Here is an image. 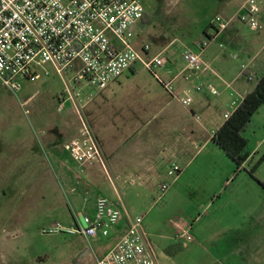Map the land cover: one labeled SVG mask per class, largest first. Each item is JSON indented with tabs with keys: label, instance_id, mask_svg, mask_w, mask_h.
Masks as SVG:
<instances>
[{
	"label": "rangeland",
	"instance_id": "rangeland-1",
	"mask_svg": "<svg viewBox=\"0 0 264 264\" xmlns=\"http://www.w3.org/2000/svg\"><path fill=\"white\" fill-rule=\"evenodd\" d=\"M246 1L144 0L146 18L135 28L136 46L140 50L142 46L149 45L150 51L136 63V78L132 79L129 71L104 95L95 90L96 98L103 96V99L119 105L140 90L154 96L169 93L154 74L161 77V70L152 72L146 63L162 55L168 59V64L184 66V52L188 49L201 52L198 44L209 40L205 32L207 27L224 18L222 9L230 5L236 7L230 28L242 29L251 37H261L255 40V49L250 54L241 47L229 45L225 36L214 39L210 45L222 43L224 46L220 49L222 60L215 63V67L220 68L229 80L238 76L234 82L236 89L253 91L264 74V28L253 32L246 22L241 21L240 16L245 12H239L238 6ZM257 4L264 9V0ZM254 56V63L260 61L261 65L255 68L252 61L249 72L243 75L242 63L248 64ZM48 69V75L42 74L35 81L23 82L18 94H12L0 85V264H92L100 253L95 242H87L80 235L43 232V229H51L57 224L70 227L74 219L82 222L84 218L82 211L72 210L67 194L60 186L58 190L53 183H39L40 173L47 169L44 165L39 167L38 158L40 155L43 160L48 153L39 138L51 129L55 121L68 115L71 107L74 108L73 103L68 102L62 111L58 109V96L68 95V83L52 67ZM128 77L132 80L127 81ZM81 79L85 88L78 91L87 99L90 85ZM199 93L213 104L210 111L214 110L215 117L220 115L223 118L226 110L232 114L242 101L235 95L231 102L234 100L238 105L228 107L227 103H218V96L205 89ZM88 106L85 111H89ZM198 117L204 120V117ZM244 135L249 140L247 150L251 157L239 171L227 155L223 162L216 160L217 167L206 165L200 157L196 170L197 177L217 180L216 199L221 196L222 215L233 224H236L235 217L239 219L237 243L233 244L230 236L219 245L205 244L204 248L197 249L183 247V241L166 245L167 238L175 237L180 230H189L193 236V224L201 215L202 202L189 196L183 185H171L169 190L176 194L170 197L166 196L167 193L161 194L159 186H153L148 197L133 195L123 205L120 204L127 210L124 220L126 214L144 217L145 239L152 245L158 264H264V105L253 116ZM165 169L161 172L163 175L167 173ZM168 173L165 180L170 181ZM60 205L65 214L56 210ZM239 205L244 206L249 215L247 218L244 216L247 213ZM240 239L247 243L244 246L246 250L240 251L243 248L238 245ZM178 247L181 248L179 251Z\"/></svg>",
	"mask_w": 264,
	"mask_h": 264
},
{
	"label": "crops",
	"instance_id": "crops-1",
	"mask_svg": "<svg viewBox=\"0 0 264 264\" xmlns=\"http://www.w3.org/2000/svg\"><path fill=\"white\" fill-rule=\"evenodd\" d=\"M247 1L238 6L239 12L246 7ZM259 7L258 21L261 28L253 30L250 27L253 32L264 28V9H261L262 6ZM235 8L233 5L224 7L222 14L225 19L221 17L217 23H212L214 27L209 28L207 34L210 36L214 30L219 31L214 39L225 36L224 39L229 45L241 47L250 54L255 49L253 46L255 40L261 36L251 37L242 29L230 28L235 17L232 14ZM223 25H225L224 29H222ZM222 45V43L218 46L211 44L202 52L205 62L212 69V72L206 75H193L187 70L186 63L184 66L169 63L165 69H160L161 77L158 75V78L164 82L174 83L173 95L162 93L154 96L150 92L148 94L140 90L119 105L103 99V96L102 98L98 96L101 99L97 97L89 104V111L84 110V113L99 140L106 167L100 163L83 166L66 149L67 144L72 140L82 137L81 115L73 104L74 108H70L69 114L55 121L51 129L39 138L48 152L47 158L42 160L40 155L38 158L39 167L44 165L47 169L46 172L40 173L39 183L42 185L53 183L58 190L60 186L62 192L67 194L74 212L82 211L84 214L93 215L97 197L105 196L122 205L133 195L140 198L148 197L153 191V186L157 187L166 181L170 166L177 164L181 167L180 174L174 178L168 176L172 186L183 185L189 196L197 197L202 202L201 215L193 224L194 240L192 242L181 239L179 236L182 230H180L175 237L167 238L166 245L180 244L183 241V247L197 249L204 248L205 244L219 245L230 236L233 237V244L237 243L236 235L239 236L241 224L236 217V224H233L224 214L222 215L221 196L216 199L217 180L215 182L214 179L196 176L200 157L203 158L201 162L212 167L218 166L219 159L222 160L221 162L224 161L227 154L216 145L213 136L225 123V114L230 113L226 110L223 118L220 115L215 117L214 110L210 111L213 104L202 93L196 92V85L205 84L207 91H209L208 86L216 88L219 92L218 103H227L228 107L238 105L234 100L231 102L233 96L237 95L243 101L250 93L249 90L240 91L234 87L238 76L229 80L220 68L215 67V63L222 60L220 50L224 47ZM253 60H256V56L250 58L248 64L242 63L243 75L245 71L249 72ZM183 62H185L184 59ZM260 63L259 61L254 67L260 66ZM136 72L135 68L130 71L133 75L132 79L136 78ZM132 79L128 77L127 81ZM111 85L102 91L103 95L111 88ZM207 104H209L208 108ZM198 116L204 117V120H199ZM163 168H166V176L161 173ZM167 191L166 196L176 194L171 192V189ZM239 207L247 213L244 206L239 205ZM56 210L66 213L62 210V205ZM124 212L127 213L125 207H123V215ZM127 215L108 238L99 236L86 239L80 236L87 242H95L100 248V253L92 264H96V261L119 241L127 229ZM244 216L247 218L249 215L244 213ZM146 242L149 249L153 251L152 245ZM239 242L238 245L243 246L240 251L246 250L244 246L247 243L241 239Z\"/></svg>",
	"mask_w": 264,
	"mask_h": 264
},
{
	"label": "built area",
	"instance_id": "built-area-1",
	"mask_svg": "<svg viewBox=\"0 0 264 264\" xmlns=\"http://www.w3.org/2000/svg\"><path fill=\"white\" fill-rule=\"evenodd\" d=\"M256 1L260 0H248L242 10L245 13L240 16L241 21L253 30L261 28L258 21L260 7ZM145 15L144 0H0V85L10 93L18 94L23 82L48 75L49 66L65 78L68 95L58 96L57 107L62 111L68 102H72L81 115L82 137L72 140L66 149L83 166L100 163L106 167L99 140L83 110L96 98L95 90L102 92L119 81L135 68L143 54L149 53V45L140 50L136 46L135 28ZM218 32L214 30L209 40L198 44L201 52L191 49L184 52L186 68L193 75L212 72L202 52ZM167 65L168 59L162 55L146 63L152 72L165 69ZM154 74L158 78V74ZM81 77L90 85L87 99L78 91L85 88ZM159 80L173 95L174 83ZM195 88L200 92L206 86L198 84ZM208 90L214 95L219 93L212 86H208ZM231 115L225 114V119ZM180 172L181 167L176 164L168 175L174 178ZM171 185L168 180L161 183L160 193L165 194ZM122 208L108 197L99 196L93 215L84 214L82 222L75 219L70 227L57 224L43 232L80 235L86 239L108 238L123 219ZM143 221V216H128L127 229L96 264H158L147 245ZM179 237L185 242L194 240L189 230H182Z\"/></svg>",
	"mask_w": 264,
	"mask_h": 264
},
{
	"label": "trees",
	"instance_id": "trees-1",
	"mask_svg": "<svg viewBox=\"0 0 264 264\" xmlns=\"http://www.w3.org/2000/svg\"><path fill=\"white\" fill-rule=\"evenodd\" d=\"M145 18L146 16L144 20ZM211 27L214 26L211 24L207 27L206 34ZM244 75H247L246 71ZM263 105L264 74L259 78L255 89L245 96L231 117L226 119L223 126L213 136V141L236 164L238 171L251 157V154L247 150L249 140L245 137L244 133L248 130L253 116ZM179 247L177 251L181 249Z\"/></svg>",
	"mask_w": 264,
	"mask_h": 264
}]
</instances>
